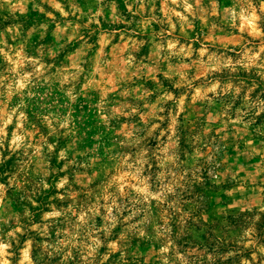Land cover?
<instances>
[{
  "label": "rangeland",
  "instance_id": "rangeland-1",
  "mask_svg": "<svg viewBox=\"0 0 264 264\" xmlns=\"http://www.w3.org/2000/svg\"><path fill=\"white\" fill-rule=\"evenodd\" d=\"M0 264H264V0H0Z\"/></svg>",
  "mask_w": 264,
  "mask_h": 264
}]
</instances>
